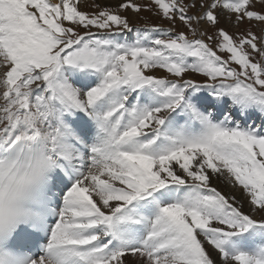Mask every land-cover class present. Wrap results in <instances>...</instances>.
Returning <instances> with one entry per match:
<instances>
[{"label": "snow or ice", "instance_id": "snow-or-ice-1", "mask_svg": "<svg viewBox=\"0 0 264 264\" xmlns=\"http://www.w3.org/2000/svg\"><path fill=\"white\" fill-rule=\"evenodd\" d=\"M92 6L0 0V264H264V0Z\"/></svg>", "mask_w": 264, "mask_h": 264}, {"label": "rangeland", "instance_id": "rangeland-1", "mask_svg": "<svg viewBox=\"0 0 264 264\" xmlns=\"http://www.w3.org/2000/svg\"><path fill=\"white\" fill-rule=\"evenodd\" d=\"M93 2L94 0H82V4L84 5V10L93 11L94 10L92 6ZM101 2L105 4H110L114 7L115 5L120 3L121 0H101ZM137 2L148 3L149 0H137ZM123 14L129 17L130 21L132 22L134 26H139L142 29L145 26H148V27L157 26V27H163L165 29L170 27L169 22L167 20H164L161 16L155 14L154 11L152 12L142 11L139 14L133 13L131 11H127V12H124ZM221 26L227 27L230 33H239L247 29H251L257 34H259L261 27H263V26L257 25L255 22H253L252 24L245 23L244 25H241L239 28L233 27L230 24H227V25L222 24ZM180 30H185V29H184V26L180 24L179 21H177L175 25V31H180ZM213 31L214 29L210 28L209 34H211ZM221 55H224L225 57H227L226 53H222ZM197 78L199 79V77Z\"/></svg>", "mask_w": 264, "mask_h": 264}, {"label": "bare ground", "instance_id": "bare-ground-1", "mask_svg": "<svg viewBox=\"0 0 264 264\" xmlns=\"http://www.w3.org/2000/svg\"><path fill=\"white\" fill-rule=\"evenodd\" d=\"M214 185L217 186L219 189H221L223 191H226V192L227 191H234L238 197L240 196V190H238V189H230V188L226 187V185L224 183H222L221 181H219V180H214Z\"/></svg>", "mask_w": 264, "mask_h": 264}]
</instances>
